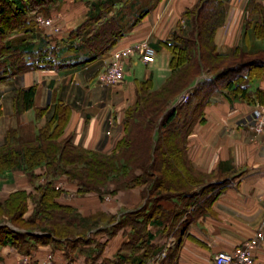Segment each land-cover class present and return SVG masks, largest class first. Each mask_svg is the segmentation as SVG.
I'll list each match as a JSON object with an SVG mask.
<instances>
[{"label":"trees","instance_id":"1","mask_svg":"<svg viewBox=\"0 0 264 264\" xmlns=\"http://www.w3.org/2000/svg\"><path fill=\"white\" fill-rule=\"evenodd\" d=\"M59 1L0 0V84L31 71L70 70L93 63L115 49L156 6L146 4L147 0H95L88 3V21L71 36L58 38L55 33H42L36 17ZM230 1L198 0L184 12L186 29H174L152 45L156 53L165 50L170 54L169 74L158 88L152 78L137 83L136 101L126 110L123 133L110 152L83 149L70 138L57 141L56 132L49 128L30 142L16 140L15 131L9 132L7 143L0 145V177L23 172L33 189H19L0 200V251L10 247L30 259L31 249L51 246L64 251L67 264H73V251L80 254L81 247L95 240L101 251L96 236L105 234L110 239L128 227L130 240L117 261L103 264H145L154 257L157 249L150 226L168 222L174 228L177 222L175 211L171 219L161 201L173 199L174 192L185 197L183 185L202 182L189 169L187 149L196 125L205 123V108L213 93L227 89L232 99L248 103L256 97L264 99V91L253 90L254 81L264 77V57L240 47L224 52L216 43ZM130 16L133 22L127 25ZM96 19L105 22L90 32ZM258 24L256 32L264 38V15ZM189 90V100L179 104ZM35 94V86L15 92L18 112L33 107ZM61 181L72 186L78 197L92 194L100 200L142 188V203L120 217L106 213L84 216L76 207L60 202L70 194L58 185ZM216 189L203 188L213 195ZM91 252L96 253V248Z\"/></svg>","mask_w":264,"mask_h":264},{"label":"crops","instance_id":"2","mask_svg":"<svg viewBox=\"0 0 264 264\" xmlns=\"http://www.w3.org/2000/svg\"><path fill=\"white\" fill-rule=\"evenodd\" d=\"M250 1L253 3L249 4ZM197 2L164 0L115 49L86 66L62 71H31L0 84V145L7 143L10 131H15L16 140L30 142L42 129L49 128L50 132H56L57 141L70 138L89 151L113 150L123 133L125 112L136 101L137 83L152 78L155 87H160L170 71V54L165 50L155 53L156 63L152 66L145 65L137 53L124 59L125 78L115 87L101 83L99 75L107 69L115 50L143 41L152 47L166 39L175 28L183 26L184 12ZM226 10L225 24L216 35L219 49L229 52L240 47L254 56L264 57V38L256 32L264 15V0H231L226 3ZM82 18V15L69 13L65 26L72 30L83 22ZM156 78L162 83L155 81ZM253 85V90L264 91V77L256 79ZM32 86L36 87L33 107L18 112L15 92ZM261 101L264 99L259 97L254 103L232 99L227 89L213 93L205 108V123L196 125L187 149L189 169L202 182L183 185L185 197L174 192L173 199L161 201L167 215L172 216L175 211L176 226L171 228L168 222L150 226L157 252L145 264H213L218 253H232L247 243L255 247L253 264H264V133L257 134L254 130L255 115L264 108ZM1 179L6 185L15 184L8 195L19 189H33L23 172ZM58 185L70 192L69 199L62 197L60 202L78 209V204L72 202L78 203L84 197L76 196L75 189L64 181ZM208 186H214L218 192L213 195L214 189L213 194H208L203 190ZM141 192L142 188L138 187L122 190L104 200L90 195L99 204L110 202L108 207L102 206L100 212L120 217L140 208ZM181 211L184 213L178 217ZM160 213L162 217L163 209ZM130 230L125 227L110 239L105 234L96 236L102 247L101 251L96 247L92 264H103L105 260L116 262L123 245L130 240ZM22 255L4 247L0 251V264H15ZM29 256L32 264H45L49 256L56 264L68 262L64 251L51 246L33 248ZM78 258L73 264H79Z\"/></svg>","mask_w":264,"mask_h":264},{"label":"rangeland","instance_id":"3","mask_svg":"<svg viewBox=\"0 0 264 264\" xmlns=\"http://www.w3.org/2000/svg\"><path fill=\"white\" fill-rule=\"evenodd\" d=\"M68 1H70V0H68ZM71 1H72V3H68L67 0H60L59 2H61V5H57V3H56L55 5L51 6V8L49 9V11L47 13L39 14L36 17L37 24L39 25V28H40L39 30H42L41 31L42 33L43 32H45V33H47V32L48 33H56L57 32L56 33L57 36H63V35L65 36V34H66L67 35L66 37H69V36H71V34H72L71 32L72 31L77 30L79 26H81L83 23L87 22L88 21V15H89L90 9H91V7L88 5V3H90V2L93 3L95 0H71ZM163 1L164 0H162L161 2L156 4L157 3L156 0H147L146 4L151 2L150 5H153V6L156 5L153 8V10H154L157 7V5L159 6ZM65 4H66V6H65ZM62 7H63V10L61 11ZM192 8H194V7H192ZM192 8H190V9H192ZM78 11H80V13ZM69 13L70 14H74V15L78 14V15H82L83 16V18H82L83 22H81L75 28H72V30L68 29L65 26V22H66L65 17L68 16ZM111 15H110V17H111ZM38 18H41V19H44V20H51L52 21V26H42L40 23H38ZM186 20L187 19L184 17L183 26L182 27H177L175 29H179V28L186 29L187 28ZM96 21H93L91 27H89V31L90 32L91 31L95 32L98 29V27L100 26V24L105 22L104 20H98V19H96ZM126 21H128L127 25H130L133 22V19L130 16L128 18V20L127 19L125 20V22ZM87 31L88 30H86V29L84 30L85 36L87 35ZM137 44L138 45H140V44L145 45L147 43H146V41H143V42H139ZM116 51L117 50H115L113 53H115ZM134 54H136V53H134ZM133 55H131V52H130L129 57H131ZM125 59H127V58H125ZM109 63H110V60H109L108 64ZM143 69L145 70V67H143ZM127 79L130 80V77H127ZM155 81H157L159 83H162L161 79H158V78H156ZM15 175L18 176V174H15ZM6 184L7 183L4 182V180H2V179L0 180V200L5 199L8 196V193L10 192V190H12V188H14V186H15V184L11 185V183H9L8 185H6ZM106 197H111V196L107 195ZM67 198L69 199V197H67ZM95 201L96 200L92 199L91 195H90V196L84 197L83 199H80L78 201V203H76V201H75V202H72V204H78L77 205L79 207L78 209L80 210L81 214H83L85 216H90V215H93V214H96V213H103V212H100V211H102V208H103L102 206L108 207L110 205V202H108V204H105V202L103 201L104 203L99 204V203H97L98 201L97 202H95ZM66 202H68V201H66ZM0 215H3V214H0ZM94 238H95V236H94ZM85 247L86 246L81 247V248H83V250H82V252L80 254H78L77 251H73V258L74 257L78 258V257L81 256L82 259H79V258L77 259V260H81L80 262L78 261L79 264H92V263L95 262V260L93 258L95 256V253L91 252V251L96 248V240H95V242L92 245H88V247H86V248ZM89 257H92V258H89ZM17 261L15 262V264L17 263Z\"/></svg>","mask_w":264,"mask_h":264},{"label":"built area","instance_id":"4","mask_svg":"<svg viewBox=\"0 0 264 264\" xmlns=\"http://www.w3.org/2000/svg\"><path fill=\"white\" fill-rule=\"evenodd\" d=\"M38 23L42 26H52L51 20H44L38 18ZM137 53L141 56L145 65L152 66L156 63L155 51L147 43L145 45L136 44L133 47H126L117 50L112 54L110 63L107 66L105 72L99 75V81L106 86L115 87L118 86L125 78L124 59L129 55ZM133 53V54H132ZM191 91L185 92L180 98L178 103L184 104L189 100ZM254 130L257 134L264 133V108L255 115L254 118ZM235 186V184H233ZM254 244L247 243L243 248H240L232 253L220 252L213 258V264H253L254 262ZM16 264H32L28 257H22ZM45 264H56L54 259L49 256Z\"/></svg>","mask_w":264,"mask_h":264}]
</instances>
